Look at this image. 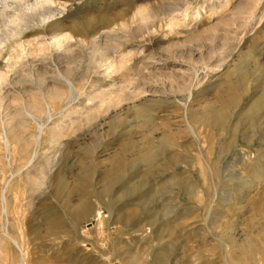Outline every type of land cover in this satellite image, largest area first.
<instances>
[{"label":"rangeland","instance_id":"374dc122","mask_svg":"<svg viewBox=\"0 0 264 264\" xmlns=\"http://www.w3.org/2000/svg\"><path fill=\"white\" fill-rule=\"evenodd\" d=\"M54 5L0 21V264H264V0Z\"/></svg>","mask_w":264,"mask_h":264},{"label":"bare ground","instance_id":"6f19581e","mask_svg":"<svg viewBox=\"0 0 264 264\" xmlns=\"http://www.w3.org/2000/svg\"><path fill=\"white\" fill-rule=\"evenodd\" d=\"M58 2H59V0H33V2H29V0H0V21H2V24L4 25V33L6 35H9V37L13 36L19 40V44H17V48H19L20 51L28 52L27 50H24L26 48V45H29L30 49H34V53L35 52H37V53L42 52L43 48H46V49L50 48V47L55 48V49H57V48H66V49L69 48L71 46V42H68V41H70V39H73L71 37V34L53 31L54 28L58 25V20L53 19L54 15H55V11H56L55 9L57 7L54 4L58 3ZM62 2H64V1H62ZM48 20H50V21H48ZM47 21H48V23H47L48 25L46 26L45 23ZM27 31H30L34 34L33 35L34 38L32 40L25 39V36L27 35ZM45 32H49L48 36H45ZM61 32H63V31H61ZM6 35H4V36H6ZM4 36L2 35V37H4ZM2 37L0 35V45L3 44V43H1ZM6 38H7V36H6ZM85 38L80 39L82 41V43H83ZM72 42H74V41L72 40ZM80 43H78V44H80ZM71 47H73V46H71ZM15 57H16V55H15ZM11 59H13V58H11V55H10L9 61H8L9 64L8 65L6 64L8 69L5 70V72H0V84L3 83V81L6 82L8 79L7 78L8 72H9V69L12 67V64H13ZM41 59H39V63L41 62ZM107 60L108 59L106 58V61ZM106 61H104V62H106ZM110 66H112V67L115 66L114 64H112V61L108 62V67H110ZM60 75H61V73H60ZM66 81L71 88L70 94L66 98V99H69L72 97V95L74 93L73 92L74 89L72 86V82L68 78L66 79ZM2 86H3V84H2ZM0 91H1V89H0ZM103 100L108 101V100H110V97L109 98L108 97L103 98ZM32 109L35 110L36 108H32ZM32 109H30L31 111H28V109L26 108V112L33 115L34 113L32 112ZM50 110H51L50 106H49V104H47V111H50ZM41 130H42V126H40L39 131H38V135H36V137L34 139L35 143L40 142ZM6 143L8 144L7 140H6ZM30 160H32V158H30L28 160V162Z\"/></svg>","mask_w":264,"mask_h":264}]
</instances>
